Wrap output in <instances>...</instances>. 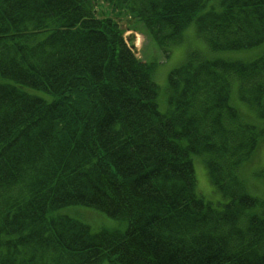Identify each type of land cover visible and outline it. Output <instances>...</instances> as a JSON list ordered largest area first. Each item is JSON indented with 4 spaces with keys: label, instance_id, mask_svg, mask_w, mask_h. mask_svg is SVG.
Here are the masks:
<instances>
[{
    "label": "trees",
    "instance_id": "trees-1",
    "mask_svg": "<svg viewBox=\"0 0 264 264\" xmlns=\"http://www.w3.org/2000/svg\"><path fill=\"white\" fill-rule=\"evenodd\" d=\"M112 1L166 56L193 21L213 50L264 43V0ZM96 11L95 0H0V264H264V201L240 176L264 127L231 103L236 75L264 117V54L191 53L168 75L162 112L156 63ZM192 154L222 206L198 192ZM73 204L128 228L53 214Z\"/></svg>",
    "mask_w": 264,
    "mask_h": 264
},
{
    "label": "rangeland",
    "instance_id": "rangeland-1",
    "mask_svg": "<svg viewBox=\"0 0 264 264\" xmlns=\"http://www.w3.org/2000/svg\"><path fill=\"white\" fill-rule=\"evenodd\" d=\"M217 2L218 0H208L206 6L210 7L211 4H217ZM95 6L97 9L96 13L99 16H112L117 20L124 31L125 37L133 45L139 57H142L145 61L156 63L153 77L159 87L156 100L162 112H167L171 107L169 102L168 75L172 69L183 64L191 53L197 52L203 57L210 59L220 58L241 61H252L264 54V43L247 49L213 50L207 40L199 34L196 22L193 21L184 29L181 41L172 46L171 54L166 56L155 39L150 35L144 23L128 9L119 8L112 0H95ZM231 80V103L238 109L241 118L246 122L256 124L260 128L264 127V117H260L256 109L240 97V83L236 75H231ZM31 91L43 96L47 100L53 98L50 93L45 91ZM192 160L198 192L206 200L211 201L215 205L222 206L227 201V198L214 188L203 156L192 154ZM240 176L244 180L248 192L264 201V134L254 154L241 166ZM53 214H67L77 218L89 224L94 231L108 229L123 233L128 228V220L126 218H115L102 210L82 204L64 206L54 211Z\"/></svg>",
    "mask_w": 264,
    "mask_h": 264
},
{
    "label": "bare ground",
    "instance_id": "bare-ground-1",
    "mask_svg": "<svg viewBox=\"0 0 264 264\" xmlns=\"http://www.w3.org/2000/svg\"><path fill=\"white\" fill-rule=\"evenodd\" d=\"M40 91H42V90H40ZM42 92H44V91H42ZM46 92V91H45ZM41 96V95H40ZM43 97V96H42Z\"/></svg>",
    "mask_w": 264,
    "mask_h": 264
}]
</instances>
